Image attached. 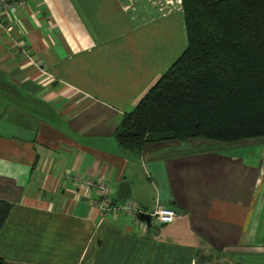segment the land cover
<instances>
[{"label": "crops", "instance_id": "obj_1", "mask_svg": "<svg viewBox=\"0 0 264 264\" xmlns=\"http://www.w3.org/2000/svg\"><path fill=\"white\" fill-rule=\"evenodd\" d=\"M184 47L178 0H24L16 25L0 15V200L12 205L1 259L264 264V139L166 140L137 153L114 139ZM88 177L114 204L126 182L140 212L160 205L177 218L143 230L101 213L75 187Z\"/></svg>", "mask_w": 264, "mask_h": 264}, {"label": "trees", "instance_id": "obj_2", "mask_svg": "<svg viewBox=\"0 0 264 264\" xmlns=\"http://www.w3.org/2000/svg\"><path fill=\"white\" fill-rule=\"evenodd\" d=\"M179 3L185 47L123 114L116 144L264 139V0ZM11 207L0 200V228Z\"/></svg>", "mask_w": 264, "mask_h": 264}, {"label": "built area", "instance_id": "obj_3", "mask_svg": "<svg viewBox=\"0 0 264 264\" xmlns=\"http://www.w3.org/2000/svg\"><path fill=\"white\" fill-rule=\"evenodd\" d=\"M23 4L24 0H0V15H4L5 17H7V20L11 23V25H16L18 8ZM13 28L19 31V28H17L16 26H13ZM10 29V26H8L6 28V31L9 32ZM17 46L25 55L28 56L27 58L30 59V55L28 54L25 42L20 43L18 41ZM35 66L39 67V64H35ZM75 187L81 191L90 193L93 192L97 196L94 205L101 213H123L129 217L130 224L133 227H138L139 225H141V227H143V230L146 227L144 223L137 220L136 215L138 212H140V210H138V208L134 204L129 201L114 204L109 200L111 191L104 180L90 177L83 178L81 180L77 178ZM149 216L151 222L154 221L158 225H169L177 218V215L173 210L162 207L160 205H156Z\"/></svg>", "mask_w": 264, "mask_h": 264}, {"label": "water", "instance_id": "obj_4", "mask_svg": "<svg viewBox=\"0 0 264 264\" xmlns=\"http://www.w3.org/2000/svg\"><path fill=\"white\" fill-rule=\"evenodd\" d=\"M129 195L130 193H129L128 184L126 182L119 183L116 192L117 200H125L129 197ZM136 218L138 221L144 223L147 229L151 228L152 224L149 214L138 212Z\"/></svg>", "mask_w": 264, "mask_h": 264}, {"label": "rangeland", "instance_id": "obj_5", "mask_svg": "<svg viewBox=\"0 0 264 264\" xmlns=\"http://www.w3.org/2000/svg\"><path fill=\"white\" fill-rule=\"evenodd\" d=\"M167 1H168V0H167ZM182 50H183V49H181L180 52H181ZM125 201H128V199L123 200V201H121V202H125ZM119 202H120V201H119ZM151 223H152L153 225H155L154 221H152Z\"/></svg>", "mask_w": 264, "mask_h": 264}]
</instances>
